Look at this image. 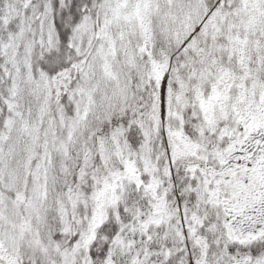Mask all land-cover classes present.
Wrapping results in <instances>:
<instances>
[{
    "label": "snow or ice",
    "instance_id": "snow-or-ice-1",
    "mask_svg": "<svg viewBox=\"0 0 264 264\" xmlns=\"http://www.w3.org/2000/svg\"><path fill=\"white\" fill-rule=\"evenodd\" d=\"M0 264H264V0H0Z\"/></svg>",
    "mask_w": 264,
    "mask_h": 264
}]
</instances>
